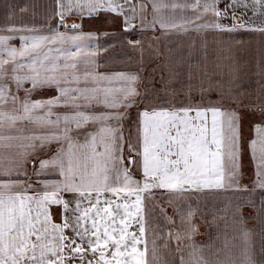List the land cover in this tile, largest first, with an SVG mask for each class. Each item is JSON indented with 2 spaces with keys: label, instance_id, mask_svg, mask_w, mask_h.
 I'll return each mask as SVG.
<instances>
[{
  "label": "snow or ice",
  "instance_id": "1",
  "mask_svg": "<svg viewBox=\"0 0 264 264\" xmlns=\"http://www.w3.org/2000/svg\"><path fill=\"white\" fill-rule=\"evenodd\" d=\"M151 2L154 11H157V0ZM235 2L231 0V3ZM217 3L218 0H205L203 13L211 11L215 16H221ZM255 3L264 7V0H255ZM199 5L200 0H194L192 7ZM73 7L86 10L82 11V15L86 16L98 15L101 11L116 15L124 13L120 0H67V10L71 11ZM145 7L143 3L140 5L141 9ZM131 11L135 12V8ZM203 13L198 14L196 19ZM59 15L63 24L65 13L61 11ZM223 15H227V8ZM133 19L132 16L124 17L125 30L133 26ZM64 26L73 30L81 28L76 23ZM161 27L165 25L161 23ZM197 27L233 31L236 25L228 27L214 22ZM84 35L89 38L95 36L94 33L65 36L58 32L39 40H50L52 43L77 41ZM12 38L0 36V129L5 123L14 128L18 121H27L44 131L39 135L33 132L16 136H5L0 132V264H69V261L77 258L81 264H146L145 230L138 216L142 204L141 193L150 192L153 188L182 192L191 188L224 187L223 154L226 141L233 163L230 178L237 174L241 135L239 115L235 112L225 113L217 107L203 109L189 106L176 111L144 110L138 113L141 117L137 126L138 141L132 146V151L140 159L130 162L142 170L143 181L134 179L123 165L122 145L119 143L122 133L118 126L114 128L109 122L116 121L119 125L127 109L137 103L139 93L135 81L138 77L121 74L115 79L123 83L115 89L105 88L102 94L95 90L89 92L87 89L64 87L61 79H71L67 69L75 68V62L65 63L60 68L48 56L40 57L38 54L27 65L17 62V57L31 55L39 44L35 38L29 44L28 38L23 37L25 45L18 50L7 45ZM76 47L80 48L81 45ZM5 51L7 58H4ZM68 55L72 58L76 53L70 52ZM9 62L13 64L11 80L16 84L17 91L23 88L25 81L31 83L30 89H24L23 100L13 95L4 82L8 72L4 66ZM25 67L28 68L25 75L17 74L19 69ZM101 79L110 81L113 78L104 76ZM52 87L57 89L59 95L46 100L31 99L34 91ZM10 101L12 108L6 111L4 105ZM69 103L73 115H55V106ZM93 103L103 104L104 109L111 111L89 113L81 110V104ZM54 115L55 119L52 118ZM89 122H99L100 127L98 131L86 135L84 142L80 143L75 137L82 134L78 130ZM254 128L257 138L250 141V147L253 158L257 160L259 182L264 176V126L256 124ZM74 129L77 130L75 134ZM12 141L20 142L15 145L20 150L17 154L19 158L11 155L6 161L3 149H13ZM53 142L61 146L51 159L36 162V175L44 174L45 169L53 166L63 179L45 181L41 192L28 195L32 185L12 177L26 175L29 156ZM258 143L260 155L257 158ZM139 144H142V151L137 148ZM62 192L76 193L79 199L64 200L60 196ZM106 194H111L115 199L108 198ZM131 197L135 199L131 200ZM72 203H75V207L70 209ZM52 205L62 206L64 214L71 212V219L68 215H62L63 222L54 223ZM133 221L140 225L139 235L129 231ZM67 228H71L73 236L64 234ZM141 244H144L143 249L139 247ZM86 252L91 259L85 255ZM193 264H254V261L249 256L239 261L226 258L215 262L200 258Z\"/></svg>",
  "mask_w": 264,
  "mask_h": 264
},
{
  "label": "crops",
  "instance_id": "2",
  "mask_svg": "<svg viewBox=\"0 0 264 264\" xmlns=\"http://www.w3.org/2000/svg\"><path fill=\"white\" fill-rule=\"evenodd\" d=\"M120 2L124 6L123 15L108 13L119 17L122 28L125 16L134 17L133 26L129 31L136 36H132L136 39H133L131 51L137 54L132 55L131 71L144 66L148 70L151 69L154 74L147 82L144 78L141 80L144 90L146 87L150 91L142 96L138 95L137 103L127 109L119 125L116 121L109 122L114 128L118 126L122 133V140L119 143L122 145L123 165L129 169L134 179L143 181L142 170L130 162L140 159L132 151V146L138 141L137 126L141 120L139 112L176 111L189 106L209 109L210 104L225 113L235 112L239 116L250 114L251 121L247 132V128H242L240 125L238 170L231 178L233 163L228 155L229 148L226 141L223 154L224 187L191 188L182 192L153 188L150 192L141 193L142 204L138 216L145 230L143 239L147 246L146 264H193L200 258L211 262L226 258L239 261L245 256L251 257L254 264H264V186H261L264 185V176H261L258 182L257 160L253 158L250 147V141L257 138L254 126L256 124L264 126V109L258 108L257 113H254L255 111L247 107L264 105V97L237 100V97L230 96V89H264L262 82L264 30H261L264 29V7L256 4L255 0H236L235 3H231V0H218L216 7L222 15L217 17L211 11L203 13L205 0H200V5L196 8L192 7L194 0H157V11H154L151 0H128L127 3L120 0ZM142 3L146 5L143 9L140 8ZM174 4L176 7H173ZM133 8L135 12L131 11ZM226 8L225 16L223 13ZM61 11L65 13L63 23L67 24L68 19H71L72 23L80 25L84 21L96 18L102 12L106 13L101 11L98 15L86 16L82 15V11L86 10L75 7L67 11V0H0V36L57 30L61 24L59 15ZM201 13L203 14L200 18L196 19ZM214 22L228 27L235 24L236 27L233 31L197 27L205 23L211 25ZM161 23L165 27H161ZM149 24L154 26L149 27ZM118 61L116 59L117 66L112 74L113 79L110 80L115 84V88L123 83L114 80L115 77L121 74L130 76L126 74L130 72L129 67L125 66L123 61ZM99 65L98 59L97 66ZM100 74L103 75L102 72ZM256 75H259V79L253 78ZM221 76L223 80L220 83ZM88 78L91 83V77ZM108 82L109 80L105 81L104 86L102 80H96V83L94 85L91 83L90 87L96 88L98 85L106 88ZM72 83L71 88L83 89L86 86L81 82L75 85ZM61 84L64 87L70 86L64 82ZM13 87H16L15 83ZM135 87L137 88L136 84ZM220 88L227 90L223 96H220ZM39 90L35 93L38 96H31L33 101L52 98L44 97ZM138 90L140 94V89ZM20 91H17V96H20ZM209 96L214 97L209 99ZM24 97L21 96L20 99L23 100ZM237 102L238 105L245 107H240L239 110L230 107L237 105ZM4 108L10 111L11 101L4 105ZM81 110L89 113L111 111L104 109L103 104L95 103L81 104ZM53 112L61 117L74 114L71 103L55 106ZM125 117L128 119L125 120ZM208 121L209 123L211 121L210 112ZM99 127V122H89L78 130L82 134L75 139L83 143L85 136L98 131ZM17 129L20 131L17 132ZM42 131L44 130L27 121H18L14 128L5 123L3 129H0L5 136L29 135L33 132L39 135ZM75 131L77 130L74 129L73 134ZM11 143L14 145L13 149H3L6 161L11 155H17L20 151L15 147L20 143L19 141ZM60 146L53 142L40 152L29 156L26 163L27 174L12 177L24 184L32 185L27 192L28 195H37L41 192L45 181L63 179L55 172L53 166L45 169L44 174L36 175V162L41 159H51ZM137 148L142 151V144L137 145ZM256 155L257 158L260 155L259 143ZM127 161L129 165H126ZM60 196L67 201L79 199L78 194L70 192H62ZM106 196L115 199L111 194ZM74 207L75 203L69 205L70 209ZM51 212L53 222L57 224L63 222L62 215H68L70 219L72 216L71 212L64 214L62 206L59 205H52ZM181 216H183L182 220ZM139 226L133 221L129 231L139 235ZM64 234L73 236L71 228L65 229ZM139 247L143 249L144 244ZM85 255L91 259L89 253L86 252ZM69 264H81V261L77 258L69 261Z\"/></svg>",
  "mask_w": 264,
  "mask_h": 264
},
{
  "label": "rangeland",
  "instance_id": "3",
  "mask_svg": "<svg viewBox=\"0 0 264 264\" xmlns=\"http://www.w3.org/2000/svg\"><path fill=\"white\" fill-rule=\"evenodd\" d=\"M68 11V10H67ZM73 24L71 22V19H68L67 24L61 23L59 28L57 30H46L38 33L30 32L26 35H11L13 37L12 39L7 41V45L9 47H14L16 49H22L25 45V40L22 39L23 37L28 38V43L31 44L32 40L35 38L37 40V43L39 44V48H37L31 55H26L25 57H17V62H22L25 65L29 64L32 57L35 55H39L40 57L48 56L50 58L51 62H54L57 64L58 67L63 68L65 63H72L75 62L76 67L75 68H69L67 69V73L70 75L71 79L68 81H65L63 78L61 79V82H64L65 84H69V88H71V83L75 85V83L81 82L85 83V88L89 92L92 90L98 91L101 94L103 93L104 87L101 88L100 86L96 85V88H91L90 86L96 83V80H102L103 85L105 86V81L101 77L107 76L112 78V74L115 71V68L117 66L116 59L119 61H123L125 66L129 67L130 72L126 74H130V76H136L138 79L135 81V84L137 85V90L140 89V96L146 94L147 91H150L149 88L145 87V90L143 88L142 81L143 78L145 82H147L149 79L153 78L154 74L152 73L151 69L148 70V68L144 66H134L137 67L133 69L132 67V55L137 54L133 53L131 51V47L133 44V38L132 35L128 30H125V27L121 25V22L119 20V17H115L114 14L108 13V12H102L97 16L96 18L88 21H84V23L81 24L80 29H68L64 25ZM77 24V23H76ZM79 24V23H78ZM64 33L65 36H80L83 34L88 33H94V37H87L84 35V38L77 40V41H71V40H64L63 42L57 41L56 43H52L50 40L48 41H41L39 40L40 37H52L56 35V33ZM104 33H107L105 35ZM120 33V34H119ZM136 37V36H135ZM76 45H81L80 48H77ZM137 48V45L136 47ZM51 49V51H49ZM59 49V51H57ZM76 53V56L69 58V53ZM135 57V56H134ZM4 58H7V52L4 53ZM98 59L100 62V65L98 64ZM122 59V60H121ZM137 59V58H135ZM118 61V62H119ZM45 63H49V61H45ZM13 64L12 62H9V64L5 65V69H8L7 74L5 75L4 82L8 84L9 88L11 89V93L13 95H17L16 87H13V81L11 80V68ZM100 67L102 70H100ZM28 72V68L25 67L23 69H19L18 73L19 75L23 76ZM102 72L103 75L100 74ZM258 74V73H257ZM253 75V73H252ZM86 77V78H83ZM91 77V83H89V78ZM99 77V78H98ZM82 78V79H77ZM254 79H259V75H256L253 77ZM262 82L264 83V74H262ZM261 78V79H262ZM75 80H81V81H72ZM86 79V81H85ZM115 80V78H114ZM223 77L219 79L220 83L222 82ZM88 83V84H87ZM145 85V84H144ZM67 87V86H66ZM141 87V88H140ZM222 87V86H221ZM31 88V83L26 81L24 83L23 88H21L19 97L25 96L24 89ZM106 88H112L115 89V84L112 81H109ZM143 89V92H142ZM42 91L43 96H51L55 97L59 95L56 88H48L39 90ZM214 91V90H213ZM37 91H34L32 96H38L35 94ZM139 92V90H138ZM227 92V90H223V88H220V96H223V93ZM230 96L237 97V100H243L246 98L247 100H251V98H256V96H263L264 97V89H230ZM214 97V96H209ZM240 102V101H239ZM239 102H237V105L230 106V107H236L237 110H239L240 107H245L238 105ZM208 106V105H207ZM209 107L212 108V106L209 104ZM251 110L255 111L254 113H257V109H264V105H250L247 106ZM223 111V110H221ZM241 112V111H237ZM243 114V113H241ZM250 114H246L244 116L240 115V125L242 128H247L246 132L249 129V124L251 121L249 120ZM242 117V120H241ZM128 119V117H125V120ZM128 123V121H127ZM126 124V122H125ZM126 165H129V161L126 162Z\"/></svg>",
  "mask_w": 264,
  "mask_h": 264
}]
</instances>
